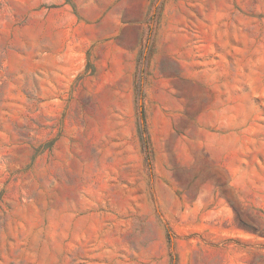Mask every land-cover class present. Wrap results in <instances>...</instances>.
I'll return each mask as SVG.
<instances>
[{
    "label": "rangeland",
    "instance_id": "374dc122",
    "mask_svg": "<svg viewBox=\"0 0 264 264\" xmlns=\"http://www.w3.org/2000/svg\"><path fill=\"white\" fill-rule=\"evenodd\" d=\"M0 264H264V0H0Z\"/></svg>",
    "mask_w": 264,
    "mask_h": 264
},
{
    "label": "crops",
    "instance_id": "0c3cea01",
    "mask_svg": "<svg viewBox=\"0 0 264 264\" xmlns=\"http://www.w3.org/2000/svg\"><path fill=\"white\" fill-rule=\"evenodd\" d=\"M109 52L112 54L125 55L116 42H110ZM131 54V53H128ZM129 79H121L117 72L111 67L99 71L91 78L93 86L97 91L106 93L109 98H127L134 100L137 94V81L134 72H130Z\"/></svg>",
    "mask_w": 264,
    "mask_h": 264
}]
</instances>
